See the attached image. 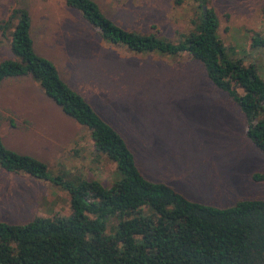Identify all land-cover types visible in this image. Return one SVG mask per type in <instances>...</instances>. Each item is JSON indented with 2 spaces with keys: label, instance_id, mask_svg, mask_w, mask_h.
I'll use <instances>...</instances> for the list:
<instances>
[{
  "label": "rangeland",
  "instance_id": "obj_1",
  "mask_svg": "<svg viewBox=\"0 0 264 264\" xmlns=\"http://www.w3.org/2000/svg\"><path fill=\"white\" fill-rule=\"evenodd\" d=\"M120 27L175 41L198 15L173 0H93ZM218 19L228 57L253 65L264 82V0H206ZM24 8L34 50L51 60L62 81L80 94L124 140L144 178L172 187L192 202L225 208L264 199V156L245 136V121L202 66L183 56L131 53L103 42L64 0H0V22ZM0 36V62L11 58ZM49 60V61H50ZM50 61V62H51ZM0 140L42 161L49 175L109 187L114 165L92 153L89 132L64 115L31 77L0 84ZM69 194L51 182L0 170V222L66 218Z\"/></svg>",
  "mask_w": 264,
  "mask_h": 264
},
{
  "label": "trees",
  "instance_id": "obj_2",
  "mask_svg": "<svg viewBox=\"0 0 264 264\" xmlns=\"http://www.w3.org/2000/svg\"><path fill=\"white\" fill-rule=\"evenodd\" d=\"M184 2L196 5L197 18L190 31L170 41L120 27L93 0H64L105 43L199 63L212 86L238 108L245 136L264 156L263 80L253 65L228 57L217 36V16L206 0H173L176 6ZM6 35L13 60L0 62V84L8 78L35 80L65 116L89 132L92 153L114 165L116 179L109 187L94 180L62 181L49 175L42 161L16 153L0 140L1 171L53 183L68 192L71 209L66 218L0 222V264H264V199L219 208L146 180L121 136L60 79L49 60L34 52L24 8H12L0 22V36ZM252 45H264V39L253 38ZM251 179L264 182V174Z\"/></svg>",
  "mask_w": 264,
  "mask_h": 264
},
{
  "label": "crops",
  "instance_id": "obj_3",
  "mask_svg": "<svg viewBox=\"0 0 264 264\" xmlns=\"http://www.w3.org/2000/svg\"><path fill=\"white\" fill-rule=\"evenodd\" d=\"M33 50H34V46H33ZM34 52L37 54V55H39V56H41V57H44V58H46V59H48L47 57H45V56H43V55H41V53H38V52H36L35 50H34ZM10 60H13V56L11 57V58H9ZM50 60V59H49ZM51 61V60H50ZM51 63H52V61H51ZM53 64V63H52ZM54 65V64H53ZM55 67V66H54ZM55 69L57 70V72H58V69L55 67ZM58 75H59V72H58ZM59 77H60V75H59ZM17 78H21V77H17ZM8 79H14V78H8ZM60 79L61 80H63L61 77H60ZM6 80V79H5ZM4 81V80H3ZM2 81V82H3ZM66 84V83H65ZM67 85V84H66ZM69 86V85H68ZM70 87V86H69ZM69 118V117H68ZM69 119H71V118H69ZM73 122H75L73 119H71ZM76 123V122H75ZM80 125H78V127H79ZM82 127V126H81ZM84 128V127H83ZM90 145H91V141H90Z\"/></svg>",
  "mask_w": 264,
  "mask_h": 264
}]
</instances>
